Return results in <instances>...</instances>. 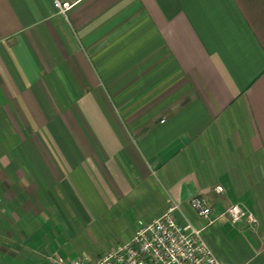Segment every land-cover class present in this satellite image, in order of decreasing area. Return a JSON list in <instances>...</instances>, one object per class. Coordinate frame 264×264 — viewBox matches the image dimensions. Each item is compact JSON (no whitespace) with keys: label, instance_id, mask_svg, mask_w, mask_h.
Returning a JSON list of instances; mask_svg holds the SVG:
<instances>
[{"label":"crops","instance_id":"obj_1","mask_svg":"<svg viewBox=\"0 0 264 264\" xmlns=\"http://www.w3.org/2000/svg\"><path fill=\"white\" fill-rule=\"evenodd\" d=\"M59 1L0 0V264L95 258L169 199L203 227L194 195L223 264H264V0Z\"/></svg>","mask_w":264,"mask_h":264},{"label":"built area","instance_id":"obj_2","mask_svg":"<svg viewBox=\"0 0 264 264\" xmlns=\"http://www.w3.org/2000/svg\"><path fill=\"white\" fill-rule=\"evenodd\" d=\"M53 5L61 13L68 7L59 0H54ZM215 191L222 192V186H216ZM187 205L203 227L185 215L179 202L169 199L164 213L149 221L138 220L128 240L95 258H59L58 264H223L202 236L203 228L214 221L206 198L194 195ZM225 214L232 223L257 224V218L238 203L230 204Z\"/></svg>","mask_w":264,"mask_h":264},{"label":"rangeland","instance_id":"obj_3","mask_svg":"<svg viewBox=\"0 0 264 264\" xmlns=\"http://www.w3.org/2000/svg\"><path fill=\"white\" fill-rule=\"evenodd\" d=\"M125 237V233L122 232L120 227H111L108 229H103L99 236L96 238L97 244L99 246H107L113 245L118 241L123 240Z\"/></svg>","mask_w":264,"mask_h":264}]
</instances>
